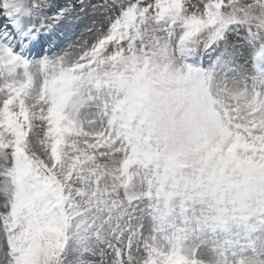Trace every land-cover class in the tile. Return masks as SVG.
Masks as SVG:
<instances>
[{
    "label": "snow or ice",
    "instance_id": "snow-or-ice-1",
    "mask_svg": "<svg viewBox=\"0 0 264 264\" xmlns=\"http://www.w3.org/2000/svg\"><path fill=\"white\" fill-rule=\"evenodd\" d=\"M0 264H264V0H0Z\"/></svg>",
    "mask_w": 264,
    "mask_h": 264
},
{
    "label": "bare ground",
    "instance_id": "bare-ground-1",
    "mask_svg": "<svg viewBox=\"0 0 264 264\" xmlns=\"http://www.w3.org/2000/svg\"><path fill=\"white\" fill-rule=\"evenodd\" d=\"M88 23H89V21L87 19H85L84 22L81 24V29Z\"/></svg>",
    "mask_w": 264,
    "mask_h": 264
},
{
    "label": "rangeland",
    "instance_id": "rangeland-1",
    "mask_svg": "<svg viewBox=\"0 0 264 264\" xmlns=\"http://www.w3.org/2000/svg\"><path fill=\"white\" fill-rule=\"evenodd\" d=\"M62 3H66L68 5H71L72 3H69L68 1H65V0H61ZM78 6V5H77Z\"/></svg>",
    "mask_w": 264,
    "mask_h": 264
}]
</instances>
